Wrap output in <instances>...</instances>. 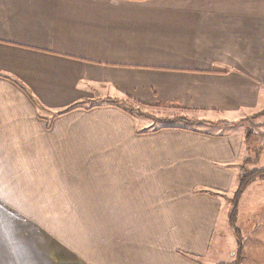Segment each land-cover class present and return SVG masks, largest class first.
I'll use <instances>...</instances> for the list:
<instances>
[{
	"label": "crops",
	"instance_id": "obj_1",
	"mask_svg": "<svg viewBox=\"0 0 264 264\" xmlns=\"http://www.w3.org/2000/svg\"><path fill=\"white\" fill-rule=\"evenodd\" d=\"M254 114L264 0H0V264H264V174L238 236L226 195Z\"/></svg>",
	"mask_w": 264,
	"mask_h": 264
},
{
	"label": "rangeland",
	"instance_id": "obj_2",
	"mask_svg": "<svg viewBox=\"0 0 264 264\" xmlns=\"http://www.w3.org/2000/svg\"><path fill=\"white\" fill-rule=\"evenodd\" d=\"M180 112H182V111H180ZM187 114L190 117L189 113H187ZM162 116L164 117L163 119H165V122L161 123V120L159 119V117H162ZM171 116H172V112L164 110V111H161L159 113L152 112V113H150V115H136L135 118L137 119V124H138V127L140 128L141 126H146L149 124H152V127H154V126L159 125V124L168 123ZM195 122H197V121H195ZM240 122H243V127H245V135L247 133L249 134L248 147L254 148V151L247 153L248 158H243V159L239 158L238 161L236 162V165L233 167L234 174H237L238 177L236 178L235 182L233 183V185H235L234 191L232 192V190H231L230 192H226V195L229 196V200H231V198L234 195V192H235L236 187H237L238 182H239V176L241 173H248L252 170H259V169L264 168V152L263 153L259 152V147L264 145L263 141H262V138H264V135L262 133L261 134L259 133L261 130H263V133H264V115L263 114H260V115L254 114L250 117L249 116L246 117L245 119L241 120ZM171 123L185 124V122H179V120L171 122ZM190 125L195 126V127H200V129H202L203 131L211 132V133H215V132L219 133L222 130L223 131L226 130L225 126L223 127V126H219L217 124H215V126L220 127V128L215 129V128L208 127V125L196 124L194 122H191ZM239 130H241V129H239ZM243 133H244V131H243ZM250 183L251 184L253 183L251 186L253 191H255L257 188L259 189V187H257V184H259V175L255 176L247 184V186ZM230 189H232V187ZM244 189H243V191H244ZM242 192H241V194H242ZM254 193L256 194L257 197L259 196V193L258 194H257V192H254ZM241 194H240V196H241ZM219 227H221L222 230L224 229L223 224H222V226H219ZM234 227H235V229H237L235 222H234ZM260 229H262V227ZM228 230H230V229H228ZM233 230H234V228H233ZM234 232H235V230H234ZM236 239H237L236 247H238V248L241 247V250H242V244H239L237 237H236ZM240 241H241V239H240ZM237 255H238V253H237Z\"/></svg>",
	"mask_w": 264,
	"mask_h": 264
},
{
	"label": "trees",
	"instance_id": "obj_3",
	"mask_svg": "<svg viewBox=\"0 0 264 264\" xmlns=\"http://www.w3.org/2000/svg\"><path fill=\"white\" fill-rule=\"evenodd\" d=\"M110 99H115V98H110ZM114 101H116L120 107L127 113H129L130 115L136 117V115H150V113L154 112L153 109H145V105L141 104L139 102H133L130 99H115ZM169 106V105H168ZM170 110V112H172V116H171V120L169 119L168 123H163V124H159L160 126L163 127H170L171 125L175 124V123H171L174 121L179 120V122H185V123H191V122H195L198 120H196L194 117H189L188 114L186 112H180V111H176V109H178V106L176 105H171L168 107ZM164 117H159V119L162 122H165V119H163ZM225 121H219L218 123H224ZM170 123V124H169ZM161 128V127H160ZM141 132V131H140ZM249 134L247 133L245 135L246 140H248ZM260 174H264V168L259 169V170H252L248 173H241L239 176V182L238 185L236 187V190L234 192L233 197L231 198L230 202L232 205V209L231 212L229 214V224L234 228L235 233L238 236V231L237 229H235L234 227V219H235V214H236V206H237V202L238 199L240 197L241 192L243 191V189L247 186V184L257 175Z\"/></svg>",
	"mask_w": 264,
	"mask_h": 264
}]
</instances>
